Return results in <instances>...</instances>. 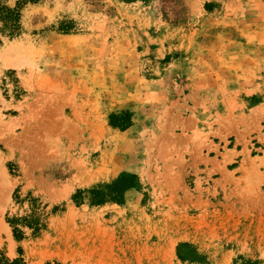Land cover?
Returning a JSON list of instances; mask_svg holds the SVG:
<instances>
[{"label": "rangeland", "instance_id": "374dc122", "mask_svg": "<svg viewBox=\"0 0 264 264\" xmlns=\"http://www.w3.org/2000/svg\"><path fill=\"white\" fill-rule=\"evenodd\" d=\"M21 15L18 37L0 33V253L264 264V0H39ZM123 176L133 187L94 204ZM27 218L17 241L9 221Z\"/></svg>", "mask_w": 264, "mask_h": 264}, {"label": "trees", "instance_id": "16d2710c", "mask_svg": "<svg viewBox=\"0 0 264 264\" xmlns=\"http://www.w3.org/2000/svg\"><path fill=\"white\" fill-rule=\"evenodd\" d=\"M39 0H23L19 1L16 6L10 7L7 2L4 0H0V33L2 35H6L9 38H16L20 35L21 30V9L23 5L27 4H36ZM131 178L133 177H126L123 176L120 179H118L113 184V191H110V193H104V192H92L95 195V199L93 200L94 204L96 205H102L106 203L108 200H117L118 195L121 194L127 189L133 187V183L131 182ZM111 189V187H110ZM84 195V192H79L75 197L74 201L79 204L77 201L78 198ZM26 226L33 227V223L27 218L25 220H19L16 219L14 221H9V224L11 225L14 233V237L17 241H21L24 239V233L19 228L20 223H24ZM181 258V257H180ZM0 264H24L23 259L18 258L15 260H10L8 257H6L5 254L0 253Z\"/></svg>", "mask_w": 264, "mask_h": 264}]
</instances>
